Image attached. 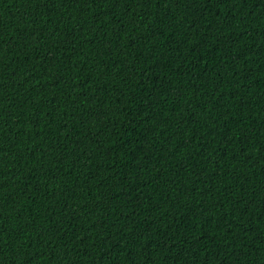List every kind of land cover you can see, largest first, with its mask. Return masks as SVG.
Wrapping results in <instances>:
<instances>
[{"label":"trees","instance_id":"16d2710c","mask_svg":"<svg viewBox=\"0 0 264 264\" xmlns=\"http://www.w3.org/2000/svg\"><path fill=\"white\" fill-rule=\"evenodd\" d=\"M0 264H264V0H0Z\"/></svg>","mask_w":264,"mask_h":264}]
</instances>
